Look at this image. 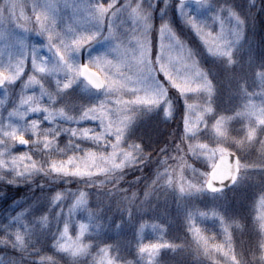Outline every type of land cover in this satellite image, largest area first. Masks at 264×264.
I'll return each instance as SVG.
<instances>
[{
    "label": "rangeland",
    "instance_id": "1",
    "mask_svg": "<svg viewBox=\"0 0 264 264\" xmlns=\"http://www.w3.org/2000/svg\"><path fill=\"white\" fill-rule=\"evenodd\" d=\"M19 2L24 5V12L30 19L20 18L18 8L15 17L11 20L7 19V13L5 18L0 20V65L8 63L10 56H18L21 50L30 52L33 47L37 49L40 56L51 58V53L45 46V38L35 31V17L32 15L34 0H19ZM91 2L92 0H39V3L51 6L50 16L54 18L57 30L70 27L75 31L88 28L94 22L88 11V5ZM102 2L107 3L108 0H102ZM124 2L125 0H117V7ZM205 2L206 5L222 4L224 0H205ZM228 2L246 20V30L241 33L239 41L233 46V64L230 66L226 65L222 58L211 55L195 31L185 24L176 10L178 1H170L165 13L176 37L186 49L194 53L198 67L212 82L213 112L204 115L208 126L201 124L196 137L192 140L183 136L184 99L180 97L176 89L169 86L168 96L173 104L171 116L165 117L159 110L140 115L135 120L131 137L125 134L127 143L135 142L142 148L146 146L145 152L149 159L142 165L124 169V175L119 181L113 183L110 178L105 181L103 177H100L95 186L87 185L77 179H72L68 183L58 180L54 185V180L36 176L33 181L28 182L27 185H30V188H27L32 190V185L39 188L38 191L41 193L39 199H37L38 196L36 199L24 196L21 200L12 201V208L8 211L0 204V226L15 223L14 218L17 216L20 218L19 223H16L15 228L10 231H19L24 236L27 248L21 252L23 255L35 258L32 244H37L41 253L45 254L41 246L49 242L53 244V235L58 236L59 231L63 230L64 223L67 222L68 235L73 241L77 239L79 225L83 223L87 226L86 232L80 239L90 246L87 253L77 258L63 254L67 258V264H74V260L76 264H93L94 258L99 259L97 246L104 245L111 246L114 254L120 257L121 264L124 261H131L132 264H147V254H144L143 259L141 258L138 253V243L149 244L161 241L170 244L179 243L181 248L175 254L173 250L170 251L171 249H160L156 257L158 264H169L170 258L181 257L183 254L191 255L193 260L201 264H230L229 259L224 255V252L228 250L226 246L223 251L210 249L209 253L204 252L203 245L197 242L193 232L189 230L191 224L200 230V235L206 237L210 245L226 244L224 234L226 228L231 239L232 250L238 254V258L243 259L246 264H259L258 244L264 238L258 219L260 211L258 202L260 196L264 194V172L260 167L264 165V151L260 150L258 141L264 139V135L260 133L259 125H257V134L253 141H245L243 145H238L236 141L244 138L249 120L236 117L235 112L241 111L245 103L240 93L242 84L249 92L260 93L261 91V80L257 73L264 72V0H257V4L252 7H249L248 0H228ZM185 3L187 4L185 11L190 16L197 18L202 24H207L214 34L220 31L219 24L212 22L211 11H208L206 7L199 8L194 2ZM3 4L4 0H0V6ZM162 7H164V0H157V7L153 13V27L149 34V39L154 45L153 58L158 51V28ZM232 27L233 25L225 20V38L229 41L233 39L230 33ZM115 33L120 41H123V45L130 49L128 56L131 57V49L135 48V39H132V36L141 35L139 27L125 14L115 21ZM109 49V42L101 41L94 45L93 54L107 53ZM115 55L112 53L109 58L114 59ZM86 56L87 53H81V63L85 61ZM133 70L128 66L122 68V71L129 75ZM31 74L29 58L19 78L7 88L0 87V116L7 118L10 111L20 106L22 97L39 96L38 86L25 87L28 76ZM63 76L64 73H59L55 77H45L41 82L46 91L55 96V102L52 104L55 109L63 108L68 115L78 116L81 107L88 106L94 90H90L86 82L80 84L79 80L82 78H78L72 88L65 90L71 95L66 96L65 92H62L60 96H56L55 79H63ZM160 78L163 79L162 76ZM188 96L189 102L199 107L204 106L207 99L204 93H189ZM253 101L259 105L261 102L259 95L253 97ZM42 103H49L47 96L43 98ZM199 107L194 108L190 113L189 118L193 124L201 115ZM42 116V113H29L26 119H39L42 121V127H48ZM219 116L231 117L221 127L223 137L212 128L215 123L213 117ZM56 123L64 127L96 128V122L90 121H81L79 125H69L61 120H57ZM169 123H173L171 127ZM66 141L67 137L63 135L58 139L61 147ZM218 141L222 142L218 143ZM190 144L193 150H189ZM197 144H206L208 148L226 147L229 152L236 153L243 160L255 164L256 167L250 168L247 174H242L236 185L225 189L222 193L181 194L179 187L182 182L198 181L201 178L200 173L210 171L206 163L207 157L199 154L201 150L195 147ZM156 145L159 147L154 149ZM176 145L180 146L179 153L176 151ZM162 149H166L167 153H162ZM12 151L14 154L30 151L31 154L37 152L38 148L31 143L28 146L17 144ZM33 158L35 159L36 156ZM166 168L167 173H165ZM193 169L196 171L194 172ZM138 174H145L144 177H140V180L148 179L147 182L142 181L145 183L141 186L147 189L144 195L137 191L130 192L129 190L133 188L126 186L133 183V181L127 182L126 178ZM167 177H171V183H168ZM22 184L24 183L19 185ZM79 185L80 188H73ZM57 192L61 194V199L53 203V197ZM80 192L84 193L85 203L77 205L76 200ZM0 196L1 203H5L7 195L3 193ZM70 209L71 212H69ZM115 214L120 218V222L116 221L113 225L112 220ZM42 217H47V221H42ZM176 225H182L184 236L176 233ZM112 234L118 236L113 238ZM4 237L5 233L0 228V238ZM126 237H132L131 243H134V247L130 249L131 254L129 249H123L118 244L126 240ZM173 240L176 241L173 242ZM183 244L188 252L182 246ZM11 245L10 242L0 243V264H5L7 259L11 261L9 264L20 261L19 257L14 255L17 252H13L14 254L7 252ZM16 249L19 252L20 249ZM253 253L256 254V259H253ZM57 264L65 263L57 260Z\"/></svg>",
    "mask_w": 264,
    "mask_h": 264
},
{
    "label": "snow or ice",
    "instance_id": "2",
    "mask_svg": "<svg viewBox=\"0 0 264 264\" xmlns=\"http://www.w3.org/2000/svg\"><path fill=\"white\" fill-rule=\"evenodd\" d=\"M169 2L170 0H164V7L160 8L158 51L153 58L154 45L149 39V34L153 27V13L157 7V0H125L119 7L117 0H108L107 3L102 0H92L88 5V11L94 22L90 27L79 31L70 27L57 30L54 18L50 16L51 6L34 0L32 15L35 17V31L45 38V46L51 53V58L40 56L33 47L30 52L21 50L18 56H10L8 63L0 65V86L7 88L20 77L26 60L30 58L32 74L28 76L25 87L36 85L40 89L39 96L22 97L20 106L10 111L7 118L0 116V182L17 185L33 181L36 176H43L54 181L64 180L66 183L77 179L90 186H95L100 177L105 181L110 178L111 182L116 183L124 175V169L142 165L149 159L145 152L146 146L142 148L135 142L127 143L125 134L131 137L135 120L140 115L159 110L165 117L171 116L173 104L168 96L169 86L176 89L184 99L183 136L192 140L196 137L201 124L208 126L204 115L213 112V85L198 67L194 53L186 49L170 26L171 22L165 15ZM256 4L257 0H248L249 7ZM197 6L206 7L213 13L212 22L220 26L218 33L214 34L207 24H202L197 18L190 16L185 11L187 8L185 0H178L176 10L185 24L200 37L211 55L222 58L226 65H232V49L239 41L241 33L246 30V20L234 10L228 0H224L222 4L207 5L205 0H197ZM18 8L20 18L30 19L26 16L24 5L19 0H11V2L4 0V4L0 6V20L5 18L6 13L7 19L11 20L15 17ZM125 14L137 24L141 32L139 37L132 36V39H135V48L131 49V57L128 56L130 49L123 45V41H120L115 33V21ZM225 20L233 25L230 30L233 39L230 41L225 38ZM101 41L109 42V51L93 54L94 45ZM82 52L87 53L83 63H81ZM112 53L116 54L114 59L109 58ZM124 66L134 69L131 75L122 71ZM59 73H64V76L63 79H55L56 96L72 88L81 77L83 79L79 80V83L86 82L90 90H94L88 106L81 107L78 116L68 115L63 108L55 109L52 106L55 96L47 92L41 82L45 77H55ZM257 75L261 80L260 93L249 92L244 84L240 86V93L245 103L241 111L235 112V116L248 119L249 126L244 138L236 141L238 145H243L245 141H253L257 134V125L260 133L264 135V72H258ZM161 76L163 79L160 78ZM189 93L206 94L204 106L199 107L190 103ZM65 95L71 93L65 92ZM257 95L261 101L259 105L253 101V97ZM45 96L48 98V104L42 103ZM196 107H199L201 115L193 124L189 116ZM29 113H42L43 121L49 126L42 127V121L39 119L27 120ZM213 118L215 123L212 128L223 137L221 127L231 117ZM57 120L69 125H79L81 121L96 122V128L64 127L57 124ZM62 135L67 137L63 147L58 142ZM220 142L222 141H218ZM30 143L38 148L37 152L13 153L12 149L15 145L28 146ZM258 143L260 150L264 151V139L259 140ZM175 147L179 153L180 146ZM195 147L201 150L199 154L207 157L206 163L210 171L200 173L201 178L198 181L182 182L179 187L181 194L222 193L227 186L236 185L242 174H247L250 168L256 167L255 164L229 152L226 147L208 148L206 144H197ZM189 150H193L191 144ZM161 152L166 154L167 150L162 149ZM217 154H219L218 159ZM260 167L264 172V165ZM167 181L171 183V177H167ZM60 199L61 194L57 192L53 197V203ZM84 203V193L80 192L76 204ZM258 205L259 227L264 233V194L260 196ZM19 219L17 216L14 218L15 223L0 226L5 233V237L0 238V243L10 242L14 248L25 251L27 242L24 236L19 231H10L15 228L16 223H19ZM42 221L46 222L47 217H42ZM86 230L87 226L81 223L77 239L73 241L68 235V223L65 222L63 230L58 229L59 235L52 237L54 241L52 248L56 255L66 254L77 258L87 253L90 246L80 239ZM189 230L193 232L197 242L203 245L206 254L210 249L223 251L226 246L228 250L224 255L229 259L230 264H246L232 250L226 228L224 229L225 245L214 243L210 245L208 239L202 237L200 230L194 225L190 224ZM31 247L35 257L38 258L33 260L32 264H57L55 255L42 254L37 244H32ZM97 247L99 259L94 258L93 264H121L120 257L114 254L111 246ZM137 248L142 259L144 254H147V264H158L156 257L159 250H175L176 245L166 241L149 244L139 242ZM258 251L259 264H264V238L259 241ZM253 259H256L255 253ZM74 264H76L75 260ZM123 264H132V262L124 261Z\"/></svg>",
    "mask_w": 264,
    "mask_h": 264
},
{
    "label": "trees",
    "instance_id": "3",
    "mask_svg": "<svg viewBox=\"0 0 264 264\" xmlns=\"http://www.w3.org/2000/svg\"><path fill=\"white\" fill-rule=\"evenodd\" d=\"M261 34H262V32H261ZM171 124H173V123H169L170 127H171ZM154 144H155V142L153 143V145ZM156 146L157 147L154 148V149H157L159 147V145H156ZM141 176L144 177L145 174H138V175L129 176V177L126 178V179H128L127 182L133 181L132 184H127L126 185L127 188H130V187L133 188L132 190H129L130 192H133V191L136 192L137 191L140 194H143L147 190V189H144L143 186H141V185H143L145 182H147L148 179L142 178V180H140ZM136 180H138V181H136ZM142 181H145V182L142 183ZM139 182H141V184ZM53 183H54V185L57 184L56 181H54ZM136 183H138V185H136ZM27 184L28 183H24L22 185H19V184L18 185H10V184H6V183H3V182H0V195L3 194V193H5L7 195V198L5 197V199H6L5 203H1L2 200H0V204L4 206L3 208H5L6 211H8V210H10L12 208V204H11L12 201H18L19 199L21 200L22 197H24V196H27V197L29 196L30 199H36L37 196H38L37 199L40 198L41 193L38 191L39 188H36V187H34L32 185V190H28L30 188V185H27ZM134 184H135V186H134ZM27 187H29V188H27ZM73 188H75V189L80 188V185H79V187L78 186H74ZM140 194H138V195H140ZM42 195L46 196V194H42ZM138 195L137 196L135 195V196L137 198H139ZM48 197H50V196H48ZM30 199H29V202H30ZM10 205H11V207L9 208ZM146 213H143V214H146ZM112 221H113L112 224L115 225L116 221L120 222V218L115 214V216L113 217ZM181 226L180 225L177 226L176 229L174 227V229L176 230V233H179L182 236H184L185 233H184L183 227H181ZM112 235H113V238L118 236V235H114V234H112ZM131 241H132V237L127 238L126 240L124 239L121 243H118V244H120L119 246L121 248H123V249H129V254H131V250L130 249L134 247V243L132 244ZM175 241L176 240H173V242H175ZM174 245H176L175 250H173L174 254H175V253L178 252V250H179V248H181V246L179 245V243H174ZM182 246L186 250V246L184 244ZM41 247L43 248L42 250L45 252L46 255H49V256H54L55 255L56 261L57 260H62V261H64L65 264H67L66 256H64L63 254L56 255L55 250L51 249L52 248V243L51 242L43 244ZM170 251H172V250H170ZM186 251L188 252V250H186ZM7 252H10L12 254L17 252L14 255H17L19 257L20 261H16L15 264H32L33 260L38 259L34 255L33 256L35 258H29V257L23 255L21 253L22 252L21 250H19V252H18L17 249L14 248L12 245H11V247H9V249H7ZM170 260H169V264H201V262L193 260L191 258V255L188 256L186 254H183L181 257L173 256L172 258H170ZM9 263H11V261L9 262L8 259H7V262L5 264H9Z\"/></svg>",
    "mask_w": 264,
    "mask_h": 264
},
{
    "label": "water",
    "instance_id": "4",
    "mask_svg": "<svg viewBox=\"0 0 264 264\" xmlns=\"http://www.w3.org/2000/svg\"><path fill=\"white\" fill-rule=\"evenodd\" d=\"M170 1H178V0H170ZM185 2H195V3H197V0H185ZM83 79V78H82ZM0 87H3V86H0ZM19 145V144H18ZM21 146V145H20ZM231 153H233V152H231ZM235 154V153H234ZM235 155H237V154H235ZM230 159H231V157H229ZM233 185H229V186H227L225 189H228V188H230V187H232ZM224 189V190H225Z\"/></svg>",
    "mask_w": 264,
    "mask_h": 264
}]
</instances>
